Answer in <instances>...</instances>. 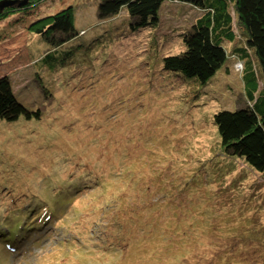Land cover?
I'll return each instance as SVG.
<instances>
[{
	"label": "rangeland",
	"instance_id": "374dc122",
	"mask_svg": "<svg viewBox=\"0 0 264 264\" xmlns=\"http://www.w3.org/2000/svg\"><path fill=\"white\" fill-rule=\"evenodd\" d=\"M26 1L19 7L20 2L16 0V6L3 10L23 8L0 23V77L7 76L18 103L32 110L39 108L42 117L28 120L21 116L13 121L0 118V198L8 202L0 204V209L17 205L29 208L31 222L29 227L21 217L0 222V264H264V172L257 174L236 159L218 156L222 180L214 184L213 177L209 178L206 171H209L210 157L217 151L216 132L206 136L199 131L194 139L190 138L195 132L194 126L182 121L188 110L184 103L177 102L178 91L165 96L163 91L158 94L149 91V78L155 70L148 69V78L141 84L136 81L141 75L133 70L136 65L132 62L137 61L136 53L146 56L149 40L157 37L160 48L148 53L146 62L150 66L155 61L160 63L158 52L180 50L179 40L177 43L173 39L176 29L166 27L168 19L171 20L170 14L177 11V3L163 7L157 27L144 28L147 34L139 29L137 33L124 36L119 32L125 24L120 25L124 18L98 16L101 0ZM69 6L76 16L77 31L56 33V41H64L62 45L54 47L27 29L28 24L38 18L56 14ZM183 8L182 17L172 20L173 27L188 25L193 10L188 4ZM115 18L118 19L111 22ZM96 30L101 32L102 39L119 36L113 40V48L119 49L113 50L114 54L133 57L125 61L124 70L134 79V84L139 85L135 89L141 94L135 100L133 95L118 97L114 103L128 110L130 121L142 120L135 128L121 129L118 133V137L126 141L124 152H128L140 177L141 193L149 186L148 177L165 170L167 177L178 178L182 183L179 190L185 189L186 194L174 190L175 196L162 195L150 188L144 199L145 208L137 201L128 214L122 213L125 208L119 204V197L123 196L119 192L126 188L128 179L119 183L113 181L112 188L107 190L96 188L83 195L77 194L79 191L73 195V187L58 190V196L57 189H53L55 194L51 195L52 182L55 181L56 188L68 183L65 169L56 157L61 149L74 148L78 154H83L94 134L99 138L107 132L102 142L90 143L96 149L91 156L99 159V153L106 152L109 139L117 135L116 130L109 131L111 124L104 125L100 121L107 114L104 109L106 86H110L106 84L107 78L92 72L85 82H91L94 89L79 90L80 94L75 90V79H81L83 72L88 70L82 64L83 53L79 52L84 51L92 39L99 38ZM139 39L146 41L142 44ZM103 46L104 41H99L93 43L92 48L99 56L106 57ZM46 53L53 56L51 66L43 61ZM238 65L235 64L234 69L241 70ZM28 66L33 73L28 71ZM140 67L144 70L147 64L142 63ZM217 86L212 90L208 85L211 96L213 91H218ZM121 95L124 96L122 92ZM218 97V102L223 103L222 93ZM234 98L241 101V96ZM171 103L178 114L175 117L168 112ZM58 104L63 108H58ZM116 111V117L123 112ZM166 113L179 122L178 129L163 123ZM148 115L154 118L145 120L143 117ZM183 124L188 126L187 135L183 132ZM179 132L183 138L171 137ZM210 138L212 141L207 143ZM78 163L76 169L81 164ZM94 165L100 166L102 162L93 160L91 166ZM230 167L231 170H227ZM41 195L47 201L45 197L41 203L33 201ZM131 198L133 196L129 200ZM21 200L24 201L20 203ZM47 204L54 209L53 214ZM45 206L49 219L41 214ZM137 213L131 220L130 217ZM248 230H253L249 237ZM150 234L153 236L149 237ZM4 239L13 242H7L10 245L7 246L2 242ZM97 243L102 248L98 249Z\"/></svg>",
	"mask_w": 264,
	"mask_h": 264
},
{
	"label": "trees",
	"instance_id": "16d2710c",
	"mask_svg": "<svg viewBox=\"0 0 264 264\" xmlns=\"http://www.w3.org/2000/svg\"><path fill=\"white\" fill-rule=\"evenodd\" d=\"M172 2L177 3L178 13L174 11L173 15L170 14L171 20L168 19L166 27L170 30L176 29L175 33L177 34L173 39L177 43L179 40L180 50L171 53L158 52L161 55L160 63L155 61L150 66L146 62L148 53L154 48L157 51L160 48L156 42L157 37L154 40H149L150 44L145 49L146 56L136 53L137 61L136 63L134 62L135 60L132 62V64L136 65L133 70L141 75V77H137L138 80L136 78L135 80L141 84L143 79L146 80L148 78V69L150 72L155 70L154 75L149 78V91H153L155 94L163 91L165 92L164 96L172 94L173 91H178L176 93L177 102L184 103L185 109L188 110L182 121L192 123L194 126L193 130L195 132L191 134L190 138L194 139L199 131L206 136L216 132L218 136L217 151L210 157V164H207L209 171H206L209 178H215L211 180L214 181V184L222 180L219 165L220 158L218 156L236 159L241 164L247 165L252 172L263 173L264 0H101L100 4H98V16L107 18L109 15H115L116 17L124 18L125 21H122L120 25L125 24L119 31L124 36L131 32L132 34L134 32L137 33L139 29L146 32L144 34H147L148 31L144 28L147 26L156 28L163 7L173 4ZM185 4H188L193 10L189 23H187L188 25L173 27L172 20L175 17L179 20L185 13L183 8ZM22 9H6L0 14V23L8 21L10 14ZM179 14L180 17L178 18ZM116 19L118 18L111 20V22ZM27 28L32 33L39 35L47 43L54 45V47L62 45L64 41L60 42L58 40L59 42H57L56 33H76L77 31L73 7L69 6L61 9L56 14L38 18L28 24ZM95 32L98 35L101 34L97 30ZM113 36L109 39H102L101 35H99V38L92 39L89 42L88 47L84 51L79 52L83 53L81 56L82 64L88 70L83 72L81 79H75V90L77 94H80L79 90L92 91L94 89L95 86H92L91 82H85L86 76L92 72H97L107 78L106 84L109 83L108 85L110 86H106L105 108L101 107L106 109L107 114L100 121L104 125L105 123L111 124L109 131L116 130L117 135L115 137L111 135L112 138L108 141L106 152H100L98 155L99 159L98 157L93 158L91 152L96 150L94 146L98 142L100 143L104 138H107V132L100 134L99 138H96V134H94L95 136L91 137L90 143H95V145L90 146V143L86 145L83 154H78L74 148L69 150L61 149L56 157L60 165L62 164L65 169L64 173L68 183L64 186L59 185L56 188L54 181L52 185L54 189H57L56 196L60 194L58 190H64V187L75 188L73 195H76V191H79L77 194L83 195L96 188H105L107 190L112 188L110 183L113 181L119 183L128 179L129 182L126 184V188L119 192L120 195H123L119 197V200H121L119 204L125 208L122 209V213L128 214L137 201L145 208L144 199L150 188L157 189L159 194L169 196L177 194L174 190H178L179 193L183 194H186V190H179V186L182 183L178 182L177 177L169 178L165 170H160L152 175L151 178L148 177L149 186L145 187V191L141 193L140 177L135 172L134 163L129 160L128 152H124L126 141L122 140V136L118 137V133L122 131L121 129L135 128L142 120L130 121L128 110L124 106H117L114 103L116 98L122 99L128 95H133L132 98L135 100L141 92L135 89L139 85L136 86L134 79L129 78L124 70L125 61H129L133 57H125L118 53L114 54L113 50L118 51L119 49L113 48V40L118 39L119 36L116 38H113ZM238 36L241 38L237 39ZM139 40H141L142 44L146 41L144 39ZM99 41H104L105 46L103 47L106 49V57L99 56L96 54L97 51L92 48L93 43ZM134 43H137V40H134ZM52 57L51 53H46L43 56V61L47 62V66L52 65ZM142 63L147 64L144 70L140 67ZM235 64H239L241 70L234 69ZM137 66L139 67L138 70L136 69ZM55 68L58 69L59 67ZM172 78L175 79L171 80ZM215 78L217 81L213 80ZM208 85H211L212 90L214 86L218 87V91H213V96L209 92L211 89H207ZM128 86H131V88H128ZM121 92L124 96L121 95ZM219 93H222L223 103L218 102ZM236 96L239 98L241 96V101L244 102L241 103L240 99L236 100L234 98ZM17 101L7 76L0 77V118L8 121L16 120L21 116H25L28 120L32 118L41 119L42 112L39 108L35 110L28 109ZM57 107L60 108L62 105L58 104ZM225 107L232 108L226 109ZM118 109L123 112H120L118 117H116L114 113H117L116 110ZM168 112L174 117L178 115L173 103L168 105ZM169 113H166L164 118H162L163 123L172 124V128L178 129L179 122ZM111 115L113 117H110ZM143 118L152 120L154 117L148 115ZM93 122L96 124L95 121ZM182 129L187 135L188 126L183 124ZM177 136L183 138L181 132L175 133L171 137L176 138ZM94 140L96 141L94 142ZM211 141L212 138L207 139V143ZM77 142L79 140L74 145ZM210 145L214 146V143H210ZM112 146L115 147L111 148ZM93 160L101 161L102 165L91 166ZM78 162L81 164L79 169H76L79 165ZM124 167H126L123 170L124 172H121ZM231 168L227 170H231ZM218 175L220 176L219 179H217ZM132 196L133 198L129 200ZM42 197L45 196L41 195L33 201L41 203ZM0 199V204L8 203L3 202L2 198ZM23 201L21 200L20 203ZM46 201L44 202L45 204ZM47 205L50 207L49 204ZM50 209L53 214L54 209L52 207ZM28 211L29 208H22L21 205H17L14 208H1L0 222H10L16 217H21L24 220V224L29 227L31 222L28 218ZM42 211L46 215H50L46 206ZM24 212L27 213L26 217H24ZM133 215L130 217L131 220L138 213ZM32 220L36 222L34 218ZM254 231H257V229H254ZM247 232L248 237L253 234V230H248ZM243 235L246 236V233ZM1 236L2 233H0V238ZM150 236L153 235L150 234ZM259 237L261 235L256 237L255 240ZM96 245L98 249L102 248L101 244L97 243Z\"/></svg>",
	"mask_w": 264,
	"mask_h": 264
},
{
	"label": "water",
	"instance_id": "95a60500",
	"mask_svg": "<svg viewBox=\"0 0 264 264\" xmlns=\"http://www.w3.org/2000/svg\"><path fill=\"white\" fill-rule=\"evenodd\" d=\"M16 0H0V14L3 12V10L6 8V7H12V6H16L17 4H15ZM19 4L18 6L19 7H22V5H24L27 1L26 0H19Z\"/></svg>",
	"mask_w": 264,
	"mask_h": 264
},
{
	"label": "bare ground",
	"instance_id": "6f19581e",
	"mask_svg": "<svg viewBox=\"0 0 264 264\" xmlns=\"http://www.w3.org/2000/svg\"><path fill=\"white\" fill-rule=\"evenodd\" d=\"M26 78H27L28 80L31 79L30 76H29V77L27 76ZM51 185H52V184H51ZM51 188H52V189L50 190V191H51L50 193H51V195H54V190H53L54 188H53V186H51ZM56 206H59V205L56 204Z\"/></svg>",
	"mask_w": 264,
	"mask_h": 264
},
{
	"label": "clouds",
	"instance_id": "9594fccd",
	"mask_svg": "<svg viewBox=\"0 0 264 264\" xmlns=\"http://www.w3.org/2000/svg\"><path fill=\"white\" fill-rule=\"evenodd\" d=\"M239 67H240V65H239Z\"/></svg>",
	"mask_w": 264,
	"mask_h": 264
}]
</instances>
